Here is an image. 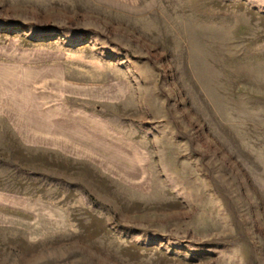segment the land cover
I'll return each mask as SVG.
<instances>
[{"label":"rangeland","instance_id":"1","mask_svg":"<svg viewBox=\"0 0 264 264\" xmlns=\"http://www.w3.org/2000/svg\"><path fill=\"white\" fill-rule=\"evenodd\" d=\"M0 264H264V0H0Z\"/></svg>","mask_w":264,"mask_h":264},{"label":"crops","instance_id":"2","mask_svg":"<svg viewBox=\"0 0 264 264\" xmlns=\"http://www.w3.org/2000/svg\"><path fill=\"white\" fill-rule=\"evenodd\" d=\"M114 1H118V2H121V3H125V4H135L139 0H114Z\"/></svg>","mask_w":264,"mask_h":264}]
</instances>
